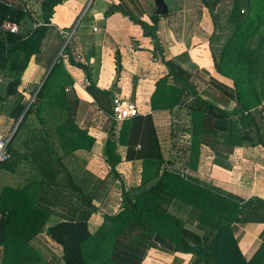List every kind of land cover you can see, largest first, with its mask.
Instances as JSON below:
<instances>
[{
  "label": "crops",
  "instance_id": "1",
  "mask_svg": "<svg viewBox=\"0 0 264 264\" xmlns=\"http://www.w3.org/2000/svg\"><path fill=\"white\" fill-rule=\"evenodd\" d=\"M43 1L22 0L26 9L34 13L33 28L37 22L42 23ZM90 1L66 0L64 5L56 8L41 52L31 59L18 94L0 103V132L7 136L17 127L9 146L11 159L0 167V193L3 195L0 219L13 207L17 211H14L7 234L25 238L33 236L28 244L15 247L18 258H12L7 262L9 264H66L63 247L49 237L47 230L86 216L84 197H92L97 212L90 216L88 230L92 235L100 233L106 225L105 216H115L122 207L121 182L128 188L129 177L144 172L142 164L122 163L118 167L121 179L110 174L103 152L113 122L84 87L88 76L78 64L92 69L100 89L110 90L113 97L119 95L133 102L142 115H152L163 157L165 150L158 126L166 127L170 118L180 124L184 115L181 109L171 112L151 108L156 84L168 72L163 59L173 60L190 73L193 84L206 99L229 111L236 106L234 82L217 71L213 57V50L220 52L229 37L225 29L234 0L220 2L214 12L216 23L202 0H169L171 8L165 0L169 13L160 16L157 25L160 52L155 50L148 30L135 22L139 20L154 25V14L157 15L155 0H92L89 5ZM29 22L28 19L26 24ZM76 27L63 57L65 36L60 32L70 33ZM117 53L123 67L119 72ZM59 56L64 60V73H56L48 107L56 104L52 112L58 115L70 105L74 115L68 127L63 124L69 120L53 116L50 110L45 114V126L34 114L30 115L25 120L24 137L18 140L14 149L12 142L24 122L23 116L16 120L12 113L19 102H23L26 109L31 107L30 99L38 93ZM9 81L0 74V97H4ZM253 114L261 124L264 142V124L259 111L255 110ZM119 130L120 126H117V136ZM171 139L178 141L179 145L184 144L182 139ZM183 140L188 141L189 136H184ZM166 143L174 158L183 152L190 154V146L186 143L174 151L170 141ZM118 152L122 154L123 150L118 149ZM188 174L242 199L258 197L264 200V145L248 144L241 148L221 144H215L213 148L204 146L198 168L188 169ZM138 181L129 186H141V175ZM111 228L107 225L104 232L110 233ZM232 230L249 261L262 244L264 224L238 223L232 226ZM148 253L144 264H196L197 261L196 256L157 248ZM5 259L6 250L1 246L0 264H4ZM91 264L100 263L93 260Z\"/></svg>",
  "mask_w": 264,
  "mask_h": 264
},
{
  "label": "trees",
  "instance_id": "2",
  "mask_svg": "<svg viewBox=\"0 0 264 264\" xmlns=\"http://www.w3.org/2000/svg\"><path fill=\"white\" fill-rule=\"evenodd\" d=\"M202 1L216 23L214 12L222 0ZM65 2L44 0L42 23L37 22L36 27H29L27 32L12 34L2 31L6 21L20 26L28 25L26 23L33 18L34 13L6 7L0 1V74L10 79L4 97H0V103L18 94L22 76L31 59L41 52L56 8ZM160 18L154 14L152 26L135 21L145 31L148 30L157 52L161 50L157 38ZM227 29H230L231 34L220 52L213 50V57L217 71L234 82L235 108L229 111L203 97L193 84L190 73L173 60L163 59L168 72L156 84L151 108L153 111L187 108L192 120L188 163L183 172L163 167L166 161L151 114H140L121 123L118 136V123L112 120L113 125L103 152L110 174L121 179L118 167L122 163L142 164L144 170L151 166L157 169L153 177L143 179L141 186L133 187L130 191L121 182L122 207L115 216H105L106 225L100 233L92 235L88 230V220L97 212V208L92 205V197H84L86 216L47 230L49 237L63 247L66 264H91L93 260L100 264H144L147 253L153 249L169 252L162 243L156 241V237L172 243L175 253L196 256V264H264V239L254 256L247 261L232 230V226L238 223L264 224V200L258 197L242 199L187 173V169L198 168L201 148L204 146L213 148L215 144H221L241 148L248 144L264 145L261 124L253 114V111L258 110L264 121V0H234ZM67 49L68 46L63 57ZM63 57L58 59L43 82L35 103L26 109V105L19 102L12 113L13 118L18 120L23 116V123L34 114L39 123L45 126V114L50 110L53 116L69 120L63 124L68 127L74 115L73 108L68 105L61 114L56 115L52 112L56 104L48 107V97L53 93L50 89L56 83V73H64ZM71 62L74 64V61ZM77 66L86 71L91 81L88 92L99 108L112 119L113 92L97 86L90 67ZM116 66L118 72L123 68L119 53L116 54ZM118 149H122L123 153L120 154ZM152 180L155 182L148 185ZM2 198L3 195L0 204ZM173 209L185 213L189 211L191 219L196 223V230L190 229L188 221L176 215ZM14 211L17 210L12 207L0 219V247L6 250L4 264H9L7 262L12 258H18L15 247L28 244L33 237L7 234ZM107 225L112 227L110 233L104 232Z\"/></svg>",
  "mask_w": 264,
  "mask_h": 264
},
{
  "label": "rangeland",
  "instance_id": "3",
  "mask_svg": "<svg viewBox=\"0 0 264 264\" xmlns=\"http://www.w3.org/2000/svg\"><path fill=\"white\" fill-rule=\"evenodd\" d=\"M166 1H168V3L170 4V8H171V6H172L171 2H169V0H166ZM33 19H35V18L33 17V18H31V20H29L30 21L29 25H23L21 27V31H20L21 33L27 32L29 27L30 28L33 27V23H32ZM225 30L228 31V29H225ZM228 32H229V34H231L230 29H229ZM226 40L227 39H225V42H226ZM63 45H64V43H63ZM61 49H62V47L60 48V50ZM58 58H61V56H59ZM176 109H174V110L178 111V109L179 110L181 109V111L184 113L183 117H181V120H180L181 123L179 124L177 122L178 120L174 121V119L170 118V119H168V121L171 120L173 122H171V121L169 123L167 122L166 127L162 126V125H160V127L158 126V131H159V136H160V139H161V141L163 143L164 150H165L164 151V161H166V162H165L163 167H168L169 170H173L175 172H183V169H185V167H186V165L188 163L190 154L188 152H187L188 154H184V152H183V154L178 155V156H176V158H174L173 155L171 154V150H168V148H167L168 144L166 142L169 143V141H170L171 146H173L172 147L173 151L175 150V148H178V149L180 148L181 149V145H185L186 146V144H188L190 146L189 141L191 139L192 120H191L190 114L188 113V110H187L186 107H180V108H176ZM174 110H172V111H174ZM184 118H185V120H184ZM260 119H261V117H260ZM186 120H187V122H186ZM263 124H264V121H263ZM26 126H27V124H26V122H24L21 125V129H20V132H19L17 138L12 142L11 147H13L14 149L17 148V146H18V140L21 139V137L22 138L24 137L23 134H24V131L26 130V128H25ZM118 126H121V123H118ZM187 135L189 136V140L188 141L183 140V137L187 136ZM181 136H182V138H181ZM171 138H177L179 140L182 139L184 144L179 145L178 141H173ZM165 143H166V145H165ZM189 146H188V148H189ZM122 167H124V165ZM156 169L157 168L155 166H151L148 169H145L142 174L141 173L140 174L137 173V174L141 175V180L149 179V178L154 176V174L156 172ZM134 173H133V175H134ZM187 173H188V169H187ZM137 174H135V177L131 175L129 177V179L127 180L128 181L127 182V184H128V186H127L128 188L127 189H129V191H130L131 188H133V187H131L129 185L133 181H138L139 180V175L137 176ZM154 182H155V180H152V181L148 182L147 184L151 185ZM133 183H137V182H133ZM139 183H141V182L138 181V184ZM131 185H136V184H131ZM173 211H174V213L176 215H178L182 219H185L186 221H188V227L190 229L196 230V223L191 219L189 211H188V213H185V211H178V210H175V209H173ZM148 254L149 253H147L146 258H148Z\"/></svg>",
  "mask_w": 264,
  "mask_h": 264
},
{
  "label": "built area",
  "instance_id": "4",
  "mask_svg": "<svg viewBox=\"0 0 264 264\" xmlns=\"http://www.w3.org/2000/svg\"><path fill=\"white\" fill-rule=\"evenodd\" d=\"M0 1L6 7L14 8V9H23L24 12L28 11L24 6L22 0H0ZM91 3L92 0L90 1L89 5H91ZM76 30L77 27L76 29H73V31L70 33H65L63 31L60 32L63 36H65V47H67V44H69ZM2 31L4 33L18 34L21 31V26L8 20L3 24ZM90 85H91V81L87 77L84 80V87L88 88ZM36 95L30 99L29 106L35 103ZM112 111H113L112 120L116 123H123L141 114L136 104H134L133 102L127 99H124L119 95H115L113 97ZM16 130L17 127L7 136L0 132V167L2 164L7 163L11 159V155L9 152V145ZM1 197L2 195L0 193V200Z\"/></svg>",
  "mask_w": 264,
  "mask_h": 264
},
{
  "label": "water",
  "instance_id": "5",
  "mask_svg": "<svg viewBox=\"0 0 264 264\" xmlns=\"http://www.w3.org/2000/svg\"><path fill=\"white\" fill-rule=\"evenodd\" d=\"M155 5L157 7L158 16H165L169 13V7L165 0H155ZM156 241L162 243L168 251H174V245L172 243L164 242L160 237H156Z\"/></svg>",
  "mask_w": 264,
  "mask_h": 264
}]
</instances>
